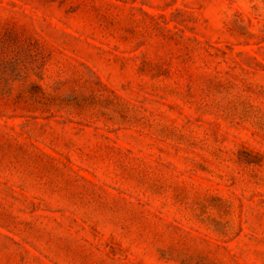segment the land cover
<instances>
[{"label":"rangeland","instance_id":"rangeland-1","mask_svg":"<svg viewBox=\"0 0 264 264\" xmlns=\"http://www.w3.org/2000/svg\"><path fill=\"white\" fill-rule=\"evenodd\" d=\"M0 264H264V0H0Z\"/></svg>","mask_w":264,"mask_h":264}]
</instances>
